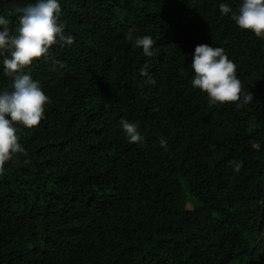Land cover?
<instances>
[{
    "label": "trees",
    "instance_id": "16d2710c",
    "mask_svg": "<svg viewBox=\"0 0 264 264\" xmlns=\"http://www.w3.org/2000/svg\"><path fill=\"white\" fill-rule=\"evenodd\" d=\"M32 2L0 0L10 30ZM60 2L73 44L24 69L50 103L0 171V264H264V39L221 14L239 0ZM198 44L225 50L252 102L192 87Z\"/></svg>",
    "mask_w": 264,
    "mask_h": 264
},
{
    "label": "clouds",
    "instance_id": "9594fccd",
    "mask_svg": "<svg viewBox=\"0 0 264 264\" xmlns=\"http://www.w3.org/2000/svg\"><path fill=\"white\" fill-rule=\"evenodd\" d=\"M221 14L231 13V19L243 30L264 39V0H239L235 11L225 2L219 4ZM18 11V24L14 30L8 27L9 20L0 15V65L4 75L11 77V90L0 89V171L14 154H23L25 149L18 136V125L32 128L43 120L50 97L38 80L24 69L37 58H47L55 44L72 45L73 36L65 34L61 21L60 0H34ZM136 48L151 57L154 41L149 35L137 37ZM191 69L194 73L190 83L193 88L205 92L210 104L235 102L237 107L253 101V95L242 92L241 81L233 60L222 47L198 44L192 53ZM141 75H147L145 69ZM129 143H142L137 122L119 121ZM159 144L166 148L167 140L161 137ZM234 171L239 172L243 162L229 161Z\"/></svg>",
    "mask_w": 264,
    "mask_h": 264
},
{
    "label": "rangeland",
    "instance_id": "374dc122",
    "mask_svg": "<svg viewBox=\"0 0 264 264\" xmlns=\"http://www.w3.org/2000/svg\"><path fill=\"white\" fill-rule=\"evenodd\" d=\"M261 252H262V256H261L262 260H264V248L263 247L261 248Z\"/></svg>",
    "mask_w": 264,
    "mask_h": 264
},
{
    "label": "water",
    "instance_id": "95a60500",
    "mask_svg": "<svg viewBox=\"0 0 264 264\" xmlns=\"http://www.w3.org/2000/svg\"><path fill=\"white\" fill-rule=\"evenodd\" d=\"M263 211H264V208H263ZM263 214V213H262ZM260 226H261V221H260V223H259V228H260ZM253 250H254V247L251 249V253L253 252Z\"/></svg>",
    "mask_w": 264,
    "mask_h": 264
}]
</instances>
